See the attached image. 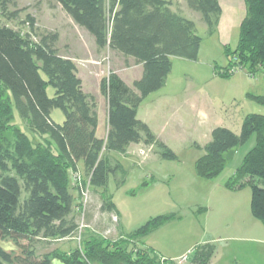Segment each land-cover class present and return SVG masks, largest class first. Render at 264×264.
<instances>
[{"label": "trees", "instance_id": "1", "mask_svg": "<svg viewBox=\"0 0 264 264\" xmlns=\"http://www.w3.org/2000/svg\"><path fill=\"white\" fill-rule=\"evenodd\" d=\"M54 1L88 32L99 50L108 48L125 60L131 58L134 65H141L142 72L131 85L114 70L100 79L99 91L108 105V130L105 138H98L96 99L83 90L72 58L59 53L58 32H36L29 15L27 32L2 23V18L18 17L17 11L10 9L17 0H0V135L10 130L14 138L9 146L0 141V232L3 240L18 247L11 251L0 248V264H50L55 257L65 264H117L123 260L129 264H172L153 250L143 254L141 250L147 248L136 246L130 251L129 246L174 220L173 213L152 217L113 240L88 227L81 250L72 247L59 251L61 257L57 251L39 255L35 246L41 240L68 238L76 230L79 214L70 192L69 171H78V162H82L84 175L90 176L91 193L99 194L100 210L111 213L116 212V207L107 190L109 176L120 171L124 178L125 172L107 154L126 155L130 144L142 143L161 159H178L137 118V109L147 95L164 86L172 68L171 57L197 60L201 37L195 22L174 9L169 0ZM180 1L199 14L208 35L217 32L221 15L218 0ZM243 1L245 14L237 43L234 48L223 46L227 64L217 72L226 79L237 67L248 74L260 70L264 74V0ZM47 85L54 89L52 97L46 93ZM245 97L264 106V94L248 92ZM14 109L27 132L42 141L30 139L26 131L12 123ZM53 109L62 111V123L51 119ZM253 135V146L224 187L235 191L248 186L251 215L264 225V115H245L238 134L226 127L213 128L203 147L194 144L204 151L194 162V172L200 178L214 179L225 168L231 153ZM122 183L121 179L117 186ZM215 250L212 242L198 245L191 251L190 264L209 263Z\"/></svg>", "mask_w": 264, "mask_h": 264}, {"label": "rangeland", "instance_id": "2", "mask_svg": "<svg viewBox=\"0 0 264 264\" xmlns=\"http://www.w3.org/2000/svg\"><path fill=\"white\" fill-rule=\"evenodd\" d=\"M169 1L174 9L180 10L183 16L195 22L196 33L201 37L197 60L175 58L165 88L150 97L154 99L169 90L176 93L175 97L168 94L161 101H154L148 117L156 136L172 149L178 159H161L152 153L151 147L144 145L141 153H138L141 156L139 158L133 154L128 156L115 152L106 155L118 162L125 172L124 178H121L120 171L111 174L107 186L120 213V232L130 233L152 217L173 213L176 216L174 220L162 224L142 240H136L129 246V250H135L136 246H146L147 250H141L143 254L156 248L166 256L173 250L184 252L191 247L192 251L202 243L212 242L216 250L208 264H264V225L251 215L250 188L245 186L235 191L223 188L244 154L253 146L255 136L231 153L225 168L214 179L200 178L194 172V162L204 152L194 144L203 147L210 139L213 128L226 127L238 134L245 115L253 112L264 115V106L244 95L245 92L264 94V75L261 70L248 74L239 67L228 79L218 75L217 72L227 64L223 44L235 47L241 20L235 26L228 23L225 15L227 17L230 10H226V5H223V34L219 38L216 34H207L199 14L190 10L184 2ZM182 3L186 7L184 10H181ZM10 9L17 11L18 17L1 19L2 23L10 27L27 32L29 25L26 21L29 15L34 19L36 32H58L56 46L59 53L72 58L78 74L84 80L85 89L92 95L96 93L100 79L111 70L122 68L121 74L129 82L136 76L137 69L132 66L131 58L125 60V57L108 48L99 50L88 32L78 26L56 1L17 0L16 6ZM242 9L241 18L245 14L243 0ZM127 63L131 65L126 67ZM41 75L46 80V76L43 73ZM46 93L52 97L54 89L47 85ZM94 97L102 102L100 93ZM14 114L15 120L12 123H17L27 132L15 109ZM50 117L60 122L64 115L60 109H53ZM27 134L34 141H42L39 137ZM0 141L9 146L14 141L11 131L2 133ZM150 153L151 159L142 163ZM121 179L123 183L117 186ZM70 192L73 196L76 193L73 187ZM100 204L99 194L92 192L88 204L91 231L110 240L117 239L120 235L117 232L119 218L115 213L110 216L103 213ZM200 208L206 210L199 211ZM113 215L117 216L118 223H113ZM108 228H111L110 231ZM60 247L69 251L75 247V243L70 238L63 242L41 240L35 246L39 255L59 252ZM190 252L176 259H166L172 261V264H190ZM58 256H62L60 252ZM117 264L129 263L123 260Z\"/></svg>", "mask_w": 264, "mask_h": 264}, {"label": "crops", "instance_id": "3", "mask_svg": "<svg viewBox=\"0 0 264 264\" xmlns=\"http://www.w3.org/2000/svg\"><path fill=\"white\" fill-rule=\"evenodd\" d=\"M218 2H219V5H220V7H221V15H220V18H219V24H218V27H217V32L215 33L219 38H220V36H221V34H223V32H222V24H223V20H224V18H223V5H226V10H230V13L227 15V17H226V15H225V20L227 19V22L228 23H232L233 24V26H235L237 23H238V21H239V19H241L242 20V18H241V16H240V9H241V12H242V0H218ZM243 3H244V1H243ZM183 4V3H182ZM245 7V6H244ZM184 8H186L185 7V5L183 4L182 5V8H181V10L183 9L184 10ZM195 16L196 17H198L197 16V14H195ZM241 20H240V22H241ZM239 26H240V23H239V25H238V30H239ZM238 33H239V31H238ZM214 34V35H215ZM225 37V36H224ZM223 45H226V44H223ZM200 49V48H199ZM175 58H178V57H171V61H172V67H173V60L175 59ZM180 60H187V59H182V58H179ZM190 61V60H189ZM132 66H134L136 69H137V72H136V76L132 79V81L131 82H129V81H127L124 77H123V75L121 74V70H122V68H116V69H114V71L116 72V73H118L119 74V76L127 83V84H129V85H131V83L133 82V80H135V79H137V78H139L140 76H141V72H142V67H141V65L139 64V65H132ZM125 70V69H124ZM171 71H172V68H171ZM171 71H170V73L168 74V76H167V78H166V81H165V84H164V86L162 87V88H160L159 90H157V91H155V92H152V93H150L149 95H147L144 99H143V101L141 102V104L139 105V107H138V109H137V118L139 119V120H141V121H143V122H145L149 127H150V129L153 131V133L155 134V135H157L156 134V132H155V130H154V128L151 126V123L149 122V117H148V113L150 112V108H152V104H154V101H161L166 95H168V94H170V95H173L174 97H175V95H176V93H174V92H172V91H170L169 89V91H167V92H163V93H160L159 95H157L154 99H150V97L151 96H153V94H157L158 92H161L164 88H165V86H166V84H167V80H168V77L170 76V74H171ZM77 75H78V77L81 79V82H82V88H83V90L85 91V92H87V93H91L90 91H87L86 89H85V87H84V80H83V78L78 74V72H77ZM264 75V74H263ZM96 93H100V91H99V85H98V89H97V91H96ZM96 93H93V95L95 96L96 95ZM246 93H248V92H245V94L244 95H246ZM92 94V93H91ZM100 95H101V93H100ZM101 97H102V102H100L98 99H96V102H97V114H98V124H97V128H96V136L98 137V138H105V136H106V133H107V130H108V121H107V114H108V105H107V101H106V98L103 96V95H101ZM63 120H64V118H63ZM63 120L62 121H60V122H57V123H62L63 122ZM158 136V135H157ZM141 150H143V144L142 143H132V144H130L128 147H127V150H126V155H135L136 157H141L140 155H138V153H141L140 151ZM153 153V152H152ZM152 153H150V156L148 155L147 156V158H144V160H142V163H143V161L144 162H147L148 160H150L151 159V154ZM154 154V153H153ZM78 169L80 170V171H82V169H83V167H82V162H78ZM108 186V185H107ZM225 190H228V189H226L225 187H223ZM108 190V189H107ZM100 191V190H99ZM109 193V192H108ZM76 194V193H75ZM74 194V199L76 200V195ZM75 202V201H74ZM114 203V202H113ZM75 204H76V202H75ZM114 205H115V207H116V212L114 211V212H111V213H107L109 216H110V214H112V213H115L117 216H118V218H119V225H118V230H117V232L118 233H120L121 235H122V233L120 232V230H121V228H122V221H121V217H120V213H119V211H118V209H117V206H116V204L114 203ZM103 213H106V212H103ZM90 228L92 229V227L90 226ZM122 231V230H121ZM66 239H63V240H58V242L60 241V242H63V241H65ZM144 246V245H143ZM144 247H146V246H144ZM146 248H148V247H146ZM191 247L190 248H187L184 252H182V250H173V251H171L170 252V254H166V256H164V255H162L161 253H163L162 251H160L159 249H157L156 250V248H153V251H157L158 253L157 254H160V256L161 257H163V258H169V259H176V258H178V257H182V256H185L186 255V253L188 254V252H190L191 251ZM59 250L60 251H67V250H64L62 247H60L59 248ZM190 254H191V252H190ZM169 255V256H168ZM210 263H211V260H210ZM208 264V263H207Z\"/></svg>", "mask_w": 264, "mask_h": 264}, {"label": "built area", "instance_id": "4", "mask_svg": "<svg viewBox=\"0 0 264 264\" xmlns=\"http://www.w3.org/2000/svg\"><path fill=\"white\" fill-rule=\"evenodd\" d=\"M69 181L70 185L76 191V204L77 211L79 214V221L76 230L73 234L64 239H72L75 243V247L79 250L82 248L83 236L88 227H90L86 222V211L88 209V204L91 198V184L90 176H85L84 173L80 170L78 171H69ZM113 223L118 221L117 216H112ZM108 230V229H107ZM110 231V229L108 230ZM63 240V239H60ZM163 260V258H161Z\"/></svg>", "mask_w": 264, "mask_h": 264}, {"label": "water", "instance_id": "5", "mask_svg": "<svg viewBox=\"0 0 264 264\" xmlns=\"http://www.w3.org/2000/svg\"><path fill=\"white\" fill-rule=\"evenodd\" d=\"M0 248L3 249L4 251H11L18 249V247L15 244H13L11 241L3 240L1 237V232H0ZM50 264H65V263L62 260L55 257L51 259Z\"/></svg>", "mask_w": 264, "mask_h": 264}]
</instances>
